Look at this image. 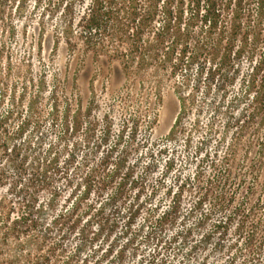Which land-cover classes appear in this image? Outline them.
Listing matches in <instances>:
<instances>
[{"label":"trees","instance_id":"16d2710c","mask_svg":"<svg viewBox=\"0 0 264 264\" xmlns=\"http://www.w3.org/2000/svg\"><path fill=\"white\" fill-rule=\"evenodd\" d=\"M35 15L32 51L16 58L13 18ZM48 27L50 48L62 45L68 55V72L43 61ZM87 57L115 63L123 76L100 122L92 84L83 102L69 75L70 63ZM169 81L179 109L163 145L200 87L220 99L236 87L232 102H243L234 109L236 133L258 115L263 133L264 0H0V264H169V185L163 189L162 178L169 153L137 138L151 132ZM114 111L118 128L108 143ZM145 146L147 162H130ZM159 156L162 176L152 181ZM161 189L168 202L158 210L151 202ZM223 229L215 224L211 233L223 236ZM247 233L235 252L254 260L264 230Z\"/></svg>","mask_w":264,"mask_h":264},{"label":"rangeland","instance_id":"374dc122","mask_svg":"<svg viewBox=\"0 0 264 264\" xmlns=\"http://www.w3.org/2000/svg\"><path fill=\"white\" fill-rule=\"evenodd\" d=\"M27 9L30 10L29 7ZM13 23L18 30L10 44L16 58L25 57L29 50L32 51L28 46L36 34V15L27 21L15 16ZM24 28L26 36L22 35ZM48 31L49 27L42 37L43 61L50 70L68 72L65 69L68 55L62 45L55 50L50 48L46 37ZM30 58L34 69H37L40 64L35 54L31 53ZM245 67L244 64L241 71L244 72ZM69 68V75L74 74L81 101L88 99L92 84L98 97V107L94 109L93 116L100 122L99 116L107 110L111 101L109 90L124 88L123 76L117 65L87 57L70 63ZM46 72L49 73L48 70ZM194 72L191 69L189 74ZM191 86L192 81L184 92H189ZM236 91L238 89L233 87L224 99H220L214 92L204 95L200 87L189 106L178 115L175 133L169 135V141L163 145L179 109L172 82L169 81V86L162 90L151 132L137 134L138 139L144 135L148 145L150 141L157 142L152 150L166 147L169 153V173L162 176L164 158L159 156L156 157L157 168L151 175L152 181L162 176L165 182L163 189L169 185V264H264V245L254 260L245 251L235 252L240 247L243 249L251 227L258 234L264 230V145L259 138L262 132L255 127L260 115L246 129L236 133L232 118L234 120L238 115L234 109L243 104L232 102ZM213 104L218 106V112L213 110ZM117 114V111L112 112L114 126L108 143L113 140L118 128ZM107 145H101L95 155L99 156ZM145 148L129 161L147 162ZM136 170L138 172L139 169ZM199 198H202L201 204H197ZM173 199L177 203L175 211L172 209L175 205ZM167 202L161 189L151 205L156 204L157 209L162 210ZM143 216L144 213L140 212L136 225L142 224ZM215 224L224 225L223 236L211 233ZM210 233L212 236L204 239ZM146 251L148 248L142 247L141 254H146Z\"/></svg>","mask_w":264,"mask_h":264}]
</instances>
